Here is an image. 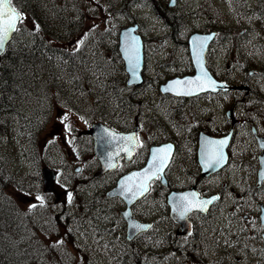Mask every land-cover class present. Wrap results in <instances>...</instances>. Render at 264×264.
<instances>
[{"label": "rangeland", "instance_id": "374dc122", "mask_svg": "<svg viewBox=\"0 0 264 264\" xmlns=\"http://www.w3.org/2000/svg\"><path fill=\"white\" fill-rule=\"evenodd\" d=\"M23 1V21L19 22L10 46L33 37L48 41L50 49L68 50L79 58L86 57L80 53L89 51V57L116 63L112 80L118 68L113 50L119 29L136 22L144 41L143 82L119 92L115 102L110 95L101 94L100 83L105 79L106 85L108 77L92 65L88 70L78 69V87L71 84L60 92L49 87L47 98H27L33 106L43 109L40 119L29 118L32 108L25 102L18 103L17 112L12 108L0 111V186L4 185V191L23 209L31 214L35 211L36 224L31 230L37 231L47 244L53 243L59 264H200L199 257L210 259L215 254L227 264H264V256L253 249L255 245L239 247L246 244L247 237L239 242L241 235L236 232L223 231L216 246L206 250L197 245L188 256L174 255L161 247L165 241H149L158 236L159 229H167L166 218L161 220L168 210L165 194L155 182L133 207L139 216L157 223L136 241L124 243L123 223L118 214L124 205L120 199H107L104 195L114 177L144 163L149 144L166 140L177 146L166 176L180 184L184 178L177 174L182 175V169L195 163L191 126L199 119H227L225 112L233 104L234 93L187 101L160 94L158 90L166 79L193 72L186 40L194 31L208 26L217 30L207 55L209 65L222 78L250 84L251 96L242 98V93L236 94L239 102L232 115L238 119H264V0L263 5L261 0H246L245 8L241 6L243 0H174L172 7L169 0ZM175 13L178 22L174 25L170 19ZM2 61L0 57V64ZM122 102L125 104L121 105ZM104 115L111 119H101ZM97 120L126 129L137 125L141 147L132 161L122 164L115 174L96 178L93 174L98 163L85 131ZM45 165L56 170V188L61 193L58 203L53 202V195L43 193L38 180ZM76 166H80L79 171H75ZM22 188L26 192H15ZM38 195L43 197V206L36 199ZM31 205L37 207L30 209ZM38 207L47 208L51 215L44 209L38 211ZM221 222L224 227L228 223L224 210ZM47 233L50 235L45 237ZM255 241L249 239L248 243Z\"/></svg>", "mask_w": 264, "mask_h": 264}, {"label": "flooded vegetation", "instance_id": "af4514ba", "mask_svg": "<svg viewBox=\"0 0 264 264\" xmlns=\"http://www.w3.org/2000/svg\"><path fill=\"white\" fill-rule=\"evenodd\" d=\"M247 87V90L242 91V98L252 94L249 84ZM219 93H204L201 97L212 98ZM194 98L196 97L188 98V100ZM237 99L238 96L235 95L232 110L239 102ZM200 132L204 134L202 150L210 155H214L213 146L207 144V141L227 140L223 147L227 154V162L220 167L214 166L208 174H203L194 163L191 168L182 169V175L177 174L184 178L180 184H174L167 175V185L158 186L166 190V195L174 190L192 189V193L197 194L199 198L212 200V203L208 204L202 212L188 214L187 219L190 221L188 234L181 232L182 226L174 220L168 208L166 216L161 215L162 221L166 218L167 229H159L158 236L148 240L152 242L155 238L156 241H165L161 247L172 251L174 255L179 253L188 256L191 255L192 250H196L197 245H203L206 250L216 246L218 235H222L223 231H230V234L236 232L241 235L239 242L242 241V237H247L244 248L255 245L253 249L264 256V244L261 239L264 232V224L261 220V214L264 216V178L259 172V157L264 156V119H238L235 116L231 119H199L197 124L191 126L189 132L193 152L196 151L197 136ZM176 148L174 143V151ZM222 210L225 211L228 220L225 227L221 222ZM133 215L139 220L149 221L151 228L157 223L155 219L143 218L134 211ZM121 221L124 229L126 222L122 219ZM124 231L126 233V229ZM143 234L144 232L136 234L126 243L136 241ZM249 239H256V241L253 244L248 243ZM215 252L217 253V250ZM199 260L200 264H227L223 258L218 259V254L210 259L199 257ZM211 260L213 262H210Z\"/></svg>", "mask_w": 264, "mask_h": 264}, {"label": "trees", "instance_id": "16d2710c", "mask_svg": "<svg viewBox=\"0 0 264 264\" xmlns=\"http://www.w3.org/2000/svg\"><path fill=\"white\" fill-rule=\"evenodd\" d=\"M21 1L12 0L16 8L23 10L26 1ZM38 22H40L39 18H37ZM49 39L61 40L58 36H49ZM113 52L118 63L115 80H112L111 73L116 63L108 64L102 58L89 57V51L80 53L86 57L79 58L68 50L50 49L48 41L42 38L33 39V37L28 42L8 46L1 57L3 61L0 64V111L5 112L12 108L17 112L18 103L25 102L32 108L29 118L40 119L43 109L33 106L27 98H32L34 95L43 99L42 93L47 98L49 92H46V88L49 87L55 88L57 92L65 90L71 84L78 87L76 85L79 78L78 69L88 70L92 65H96L95 68L102 71L104 77L105 75L108 77L106 85L105 79L100 83L101 94L103 95L104 92L110 95V99L115 102L116 96L120 95L119 92H123L124 71L119 55L115 49ZM54 57H56L55 60ZM7 64L15 66L18 70H6ZM58 73L61 74L60 80H58ZM41 87L45 90L40 89ZM39 89L40 93H38ZM46 103L49 105L50 101ZM122 103L121 105L125 104ZM101 119H111V117L104 115ZM42 209L51 215L47 208H37L38 211ZM31 212L32 214L21 208L11 196L0 190V264H59L56 252L52 250L53 243L47 244L37 231L32 232L31 228L36 224L37 214L35 211ZM49 235L47 233L45 237Z\"/></svg>", "mask_w": 264, "mask_h": 264}, {"label": "water", "instance_id": "95a60500", "mask_svg": "<svg viewBox=\"0 0 264 264\" xmlns=\"http://www.w3.org/2000/svg\"><path fill=\"white\" fill-rule=\"evenodd\" d=\"M173 2H174L173 0H170L169 4L172 5ZM137 28H138L137 24L121 28L119 31V35H118V51L124 62V69H125V72L127 73V79L125 81V85L128 87L133 86V85H138L142 81V77H141V69H142V61H143L142 60V39L140 35L135 32ZM12 32L9 34L8 39L5 41V45L10 39ZM211 37H212V34L202 35L199 33H194L190 36L189 45L191 49V58H192L193 65L195 67L196 72L194 75H187L181 78L174 77L168 80L166 84L160 86V90L162 92L167 91V92H171L177 95L185 96V95H191L194 92V90L198 88L197 84L204 85L206 88H210V89L215 88L207 84L206 83L207 79H205L203 76V73H207V77L212 80L208 71L205 68L204 49H203L205 44L209 42ZM133 40L135 43V48L137 49L136 58L134 60H130L129 59L131 55L130 49L133 45ZM200 42H202V47L200 46ZM5 45H4V48H5ZM3 50H0V53H2ZM197 52L199 53L198 57L195 54ZM196 77H200V80L197 81L196 83H190L187 86L176 85L172 87V90H166L169 88V86L171 85L173 81H177V80L194 81ZM217 86L223 89L227 88V85L223 82L218 83ZM87 132L92 134L93 136V143H94L93 151L96 157L98 158V160L100 161V168L98 169L96 174H101L103 172H106V171H109L115 168L117 165V159L120 155H124L126 160L130 159L132 155V151H133V146L136 144L134 140V133L124 134L123 132H117L103 125L100 122L93 123L89 127ZM126 137H133V139L126 142L127 140L125 139ZM201 140H202V136H199V147L197 150V158H198V162L202 166V161H204V155H202L203 153L201 151ZM167 145L168 144H165V145H162L161 147L152 146L150 149V153H149L146 164L139 169H132L128 171L127 173L123 174L122 176H120L115 186L107 192L108 197L117 195L125 201L126 209L121 211V214L124 218H126V221L128 222L129 236L135 231L146 229L148 225L139 223L137 225H143L145 227L137 228L135 226H132V221L130 220V205L137 198L141 197L146 192L145 191L143 192V194H141L139 190V185L143 182V178L140 176L133 177V179L131 180H128L126 178L132 176L133 173H142L145 168L149 167V162L153 160V152L154 151L158 152V150L166 147ZM171 153H172V149L170 153L168 154L158 152V155L161 157H164L166 155V164L163 166L162 170L159 172L160 174H162V171L164 170L165 166L169 162ZM152 171H155V169H153ZM41 173H42L44 189L47 191H53L54 190V187H53L54 171L49 167H43L41 170ZM155 177L156 176H153L152 178H155ZM149 181H147V189H148ZM128 189H131V191H129ZM168 203L171 205L169 198H168ZM177 204H178L177 202H174L175 210H177L176 220L178 222H182L186 218L185 217L186 214L183 217L181 216V213L178 212L179 207L177 206ZM172 208H173V205H171V210ZM190 208L191 210L200 209L198 207H191V206ZM263 238H264V234H263Z\"/></svg>", "mask_w": 264, "mask_h": 264}, {"label": "snow or ice", "instance_id": "6c2138e0", "mask_svg": "<svg viewBox=\"0 0 264 264\" xmlns=\"http://www.w3.org/2000/svg\"><path fill=\"white\" fill-rule=\"evenodd\" d=\"M23 17L19 12L16 11L15 8L11 6V0H0V50H3L5 41L8 39L9 34L16 30V25L18 22H22ZM37 30L39 26L37 25ZM82 43V41H80ZM200 46L202 47V42H200ZM136 51L137 49L135 48V43L133 40V45L130 49L131 55L129 57L130 60H134L136 58ZM197 57L199 56V53H195ZM199 62V60H198ZM203 76L205 79H207L208 84L210 86H215V82L212 81L210 78L207 77V73H203ZM200 80V77H196L194 81H173L171 85L169 86L168 89L166 90H172L173 86L176 85H183L187 86L190 83H196L197 81ZM197 87L200 88L201 90L203 89V86L200 84H197ZM190 94V93H188ZM64 119L66 120L67 117L65 116ZM66 129L70 130L69 126L66 124L65 125ZM125 139L132 140L133 137H126ZM227 140H209L207 141V144L213 146V151L214 155H207L206 154V163L207 167L211 168L214 166H219L223 160H224V155H223V147L226 145ZM171 151V145H167L164 148H161L158 150L160 153H165L168 154ZM157 151L153 152V160L149 162V167L145 168L142 173H133L132 176L127 177L126 179L131 180L133 177L140 176L143 178V182L139 185V190L140 193L143 194V192L147 191V181L151 180L153 176H157L158 178V173L162 170L163 166L166 164V155L164 157H161L158 155ZM155 169V171H152ZM261 177L264 178V172L260 173ZM131 191V189H128ZM36 199L40 201L41 206L44 204L43 197L37 196ZM72 196L71 193L68 194V200L71 202ZM216 199V198H213ZM212 203V200H207V201H198L196 198V195L194 193L192 194H186L184 196L179 197L178 204L177 206L179 208H182L183 211L181 212V216L183 217L187 211H190V205L191 207H198L201 210H204V206L207 204ZM36 207V205H31V208ZM261 220L264 221V216L261 217ZM135 227L137 228H142L145 227L143 225H136ZM63 241H58L57 243H62Z\"/></svg>", "mask_w": 264, "mask_h": 264}, {"label": "bare ground", "instance_id": "6f19581e", "mask_svg": "<svg viewBox=\"0 0 264 264\" xmlns=\"http://www.w3.org/2000/svg\"><path fill=\"white\" fill-rule=\"evenodd\" d=\"M261 5H263V1L261 0ZM178 19V14L177 13H175V14H173V15H171V19H170V21L172 22V23H174V25L178 22V21H176ZM11 65H9V64H7V68H6V70H9V71H17L18 69H16V67L15 66H11ZM42 95H43V98H45V94L44 93H42Z\"/></svg>", "mask_w": 264, "mask_h": 264}]
</instances>
